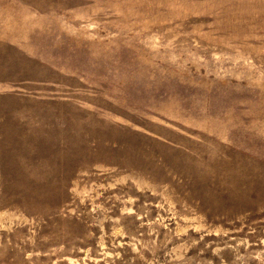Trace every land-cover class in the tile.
I'll return each mask as SVG.
<instances>
[{
  "label": "rangeland",
  "instance_id": "rangeland-1",
  "mask_svg": "<svg viewBox=\"0 0 264 264\" xmlns=\"http://www.w3.org/2000/svg\"><path fill=\"white\" fill-rule=\"evenodd\" d=\"M0 264H264V0H0Z\"/></svg>",
  "mask_w": 264,
  "mask_h": 264
}]
</instances>
